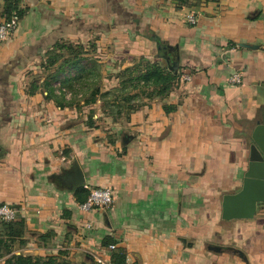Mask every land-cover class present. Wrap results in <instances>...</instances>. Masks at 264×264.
Masks as SVG:
<instances>
[{
  "label": "crops",
  "instance_id": "1",
  "mask_svg": "<svg viewBox=\"0 0 264 264\" xmlns=\"http://www.w3.org/2000/svg\"><path fill=\"white\" fill-rule=\"evenodd\" d=\"M17 4L19 26L0 42V204L26 227L15 253L62 251L77 264L111 261L116 250L125 264H264V203L252 218H221L222 197L240 189L251 132L264 116V0ZM92 38L97 61L113 71L103 92L118 87L114 72L135 57L175 55L168 46L177 47L171 70L181 80L164 96L144 97L124 123L88 127L74 105L58 106L39 84L29 90L28 72L56 44ZM233 73L241 83L229 82ZM75 163L84 186L111 189L110 207L84 211L88 189L57 182ZM47 232L46 242L38 239Z\"/></svg>",
  "mask_w": 264,
  "mask_h": 264
},
{
  "label": "rangeland",
  "instance_id": "2",
  "mask_svg": "<svg viewBox=\"0 0 264 264\" xmlns=\"http://www.w3.org/2000/svg\"><path fill=\"white\" fill-rule=\"evenodd\" d=\"M59 44L47 50L39 65L37 64L38 66L36 68H32L28 72L30 77L29 90H32L34 86L36 87L38 84L46 89V84H49L51 88L55 89L58 100L61 103L74 105L76 108L78 107L77 109L82 112V118L87 125L88 120L92 121L94 125L97 122V127L105 126L108 120L124 123V121L128 120L131 109L135 108L144 97H159L161 95L159 93L163 85L154 86L152 82L145 84L144 82L134 81L128 83V86L125 87L120 94L121 98L125 96L126 99L121 100L119 98L116 104H112V100H114L115 96L114 93H111L113 92V88L109 90V95L103 97V99L97 96V100L94 103L85 105L84 100L85 98H89V94L93 88H99L100 91L103 92L104 82L102 78L106 74L113 73V71L111 68L103 67V63L97 61L101 60L102 53L98 51L94 38L89 39L87 42H67L63 44V46ZM74 54H77L80 60L77 63L68 64L67 60H70ZM140 57L141 56L134 58L133 65L128 67L131 69V74H129L130 72H126L125 76H136L140 74L149 66L146 64H152V62H154L153 64H157L164 74L171 76L172 70L161 56H159L161 59L158 60H154L153 58L150 59L145 56H142L143 58ZM51 61L53 62L51 63ZM93 64H95L94 67ZM92 68H94V72L93 74H89L88 72ZM122 71L123 69H120L114 72V74L116 76H118V74L121 75ZM95 74L98 75L97 78H95V76H97ZM174 74L176 76H172L171 80L168 81V89L166 91H170L176 87L181 80L176 73ZM65 81L66 83H64ZM69 85L72 86L69 87ZM61 86L64 89H61ZM60 92L64 93L65 98L61 97ZM150 92H153L152 95H149ZM257 119L260 120L262 117L257 116ZM251 125L250 122L245 123L246 127H251ZM0 225H6V223L0 221ZM14 249H19L16 243ZM81 264L86 263L83 262Z\"/></svg>",
  "mask_w": 264,
  "mask_h": 264
},
{
  "label": "trees",
  "instance_id": "3",
  "mask_svg": "<svg viewBox=\"0 0 264 264\" xmlns=\"http://www.w3.org/2000/svg\"><path fill=\"white\" fill-rule=\"evenodd\" d=\"M175 5L177 7H183V6H193L197 5L202 1H211V0H173ZM12 12H16L19 14V18L23 14V10L18 8L17 0H8L6 2L4 13L5 17H9ZM65 43L59 44L60 46H63ZM58 46V44H56ZM140 58H143L142 56ZM80 60V57L77 54H74L73 57L70 60H67L68 64L77 63ZM53 61H51L52 63ZM147 63L146 65H149L144 71H142L140 74H137L136 76H125L126 72H130L131 69L128 68L129 66L123 68L122 74L116 76L118 79V87L113 89L114 93V100H112V104H116L118 99H126L125 96L121 98V93L125 87L128 86V83H132L134 81L144 82L145 84L148 82L154 83V86L163 85V88L160 89V96L166 95L169 91H166L168 89V81L171 80L172 76H176L174 72L171 71V76L168 74H164L162 70L159 68L157 64ZM95 64H93L94 67ZM94 68H92L88 73L93 74ZM170 72V71H169ZM97 75V74H95ZM95 76V78H97ZM67 81V80H66ZM66 81L64 83H66ZM70 81V80H68ZM72 85H69L71 87ZM68 87V86H67ZM35 89V86H34ZM61 89H64L61 86ZM46 90L53 94L55 102L58 106L62 107L67 104L61 103L58 100L57 94L55 92L54 88H51L49 84H46ZM74 93V92H73ZM110 91H104L101 92L99 88H93L92 91L89 94V98H85L84 104L89 105L91 103H94L97 100V96L103 97L109 95ZM153 93V92H152ZM150 92L149 95H152ZM164 93V94H162ZM60 95L62 98H65L64 93L60 92ZM78 108V107H77ZM134 108L131 109V111ZM88 126L93 127L94 124L92 121L88 120ZM83 190V188H81ZM84 199L87 197V193H84ZM82 200V202H83ZM26 227H25V221L24 218L17 212L13 221L6 223V225H0V258L6 255V258L4 259L3 264H77L65 256L64 252L58 251L56 254H47L45 256H33L29 254H23V253H15L14 251V244L16 243L19 247L25 245L26 240L24 238ZM51 236V232H47L44 234H40L38 236V239L46 242L48 237ZM104 245L113 244L112 241H104ZM111 262L114 264H125V255L123 252H120V250L113 251L111 254ZM89 264H95V262H90Z\"/></svg>",
  "mask_w": 264,
  "mask_h": 264
},
{
  "label": "water",
  "instance_id": "4",
  "mask_svg": "<svg viewBox=\"0 0 264 264\" xmlns=\"http://www.w3.org/2000/svg\"><path fill=\"white\" fill-rule=\"evenodd\" d=\"M158 46V50H160ZM175 55H161L168 67L173 69V63L178 59L177 47L168 46ZM252 143L249 147L247 170L244 173L242 185L235 193L225 194L221 201V218L249 219L264 203V121H257L251 132ZM58 183L74 189L84 186L85 176L81 167L75 163L70 170L56 176Z\"/></svg>",
  "mask_w": 264,
  "mask_h": 264
},
{
  "label": "built area",
  "instance_id": "5",
  "mask_svg": "<svg viewBox=\"0 0 264 264\" xmlns=\"http://www.w3.org/2000/svg\"><path fill=\"white\" fill-rule=\"evenodd\" d=\"M185 20L189 24H195L196 19L193 14H187ZM19 15L17 13H12L9 17L0 18V42L6 40L13 32H15L19 26ZM183 80H188L189 75H182ZM230 83L239 84L242 79L237 73H233L228 78ZM88 189V194L86 199L79 205L84 211H92L95 209L108 208L112 204L113 194L108 187H90L84 186ZM16 215V209L8 204H0V221L4 223H9L14 220ZM108 250L115 249V244H109L107 246ZM96 264H114L109 259L96 258Z\"/></svg>",
  "mask_w": 264,
  "mask_h": 264
},
{
  "label": "flooded vegetation",
  "instance_id": "6",
  "mask_svg": "<svg viewBox=\"0 0 264 264\" xmlns=\"http://www.w3.org/2000/svg\"><path fill=\"white\" fill-rule=\"evenodd\" d=\"M262 117V119H260V122H263L264 121V116H261Z\"/></svg>",
  "mask_w": 264,
  "mask_h": 264
}]
</instances>
